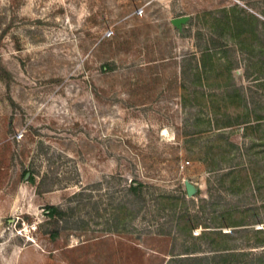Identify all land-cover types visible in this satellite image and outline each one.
Returning a JSON list of instances; mask_svg holds the SVG:
<instances>
[{
  "label": "rangeland",
  "instance_id": "obj_1",
  "mask_svg": "<svg viewBox=\"0 0 264 264\" xmlns=\"http://www.w3.org/2000/svg\"><path fill=\"white\" fill-rule=\"evenodd\" d=\"M222 251L264 252V0H0V264Z\"/></svg>",
  "mask_w": 264,
  "mask_h": 264
},
{
  "label": "trees",
  "instance_id": "obj_2",
  "mask_svg": "<svg viewBox=\"0 0 264 264\" xmlns=\"http://www.w3.org/2000/svg\"><path fill=\"white\" fill-rule=\"evenodd\" d=\"M209 52V51H208ZM208 53H206L205 55H207ZM31 178H33L31 176ZM143 186V183L141 181H137L136 179L135 180H132V183L130 184V189H132L135 193H139L141 192V188ZM48 213H50L51 215H55L56 213L60 214L61 211L57 208V207H50L49 208V211ZM205 233H202V235H204ZM235 255L234 251H227V252H217L215 253V255L213 256L214 259L217 258L218 262H221L222 264H230L231 260H230V257ZM262 255H264V252L260 253L258 256H257V259L250 262V263H247V264H261V260H262ZM205 255H194V256H179V255H175L172 259L176 262H183V261H191V263H194V264H201L202 260L205 259L204 257ZM216 263V264H217ZM238 264V263H236ZM240 264H244V263H240ZM246 264V262H245Z\"/></svg>",
  "mask_w": 264,
  "mask_h": 264
},
{
  "label": "water",
  "instance_id": "obj_3",
  "mask_svg": "<svg viewBox=\"0 0 264 264\" xmlns=\"http://www.w3.org/2000/svg\"><path fill=\"white\" fill-rule=\"evenodd\" d=\"M189 17L186 16V15H183V16H177V17H174L172 18V23L174 25H176L177 27L181 28L183 24H185L187 21H188ZM185 187H186V191L189 195L193 194L195 192V187L194 185L186 180L185 181Z\"/></svg>",
  "mask_w": 264,
  "mask_h": 264
},
{
  "label": "built area",
  "instance_id": "obj_4",
  "mask_svg": "<svg viewBox=\"0 0 264 264\" xmlns=\"http://www.w3.org/2000/svg\"><path fill=\"white\" fill-rule=\"evenodd\" d=\"M143 10L140 8L137 10L138 13H141Z\"/></svg>",
  "mask_w": 264,
  "mask_h": 264
}]
</instances>
